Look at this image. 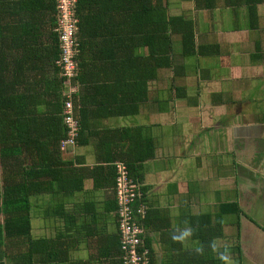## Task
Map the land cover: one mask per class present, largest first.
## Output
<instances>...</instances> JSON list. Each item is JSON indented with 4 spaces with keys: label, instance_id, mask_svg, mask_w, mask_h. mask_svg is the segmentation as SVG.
Here are the masks:
<instances>
[{
    "label": "trees",
    "instance_id": "obj_1",
    "mask_svg": "<svg viewBox=\"0 0 264 264\" xmlns=\"http://www.w3.org/2000/svg\"><path fill=\"white\" fill-rule=\"evenodd\" d=\"M126 14L130 43H93L96 34L89 29L92 24L105 25L109 19L115 22L112 28L123 27ZM76 15L78 72L67 84L58 64L61 50L55 30L56 0H0V264H33L35 259L44 262L39 264H76L70 255L77 245L72 239L74 232L81 229L101 236L100 228L85 220L89 215L98 218L96 205L77 204L81 211L76 215L59 197L65 201L84 192L85 181L92 178L95 188L112 189L113 198L105 210L116 212V163H125L142 182L136 166L153 155V140L145 136L144 127L129 126L94 132L99 138L97 146L107 148L96 164H86L79 156L64 157L61 143L68 131L65 102L71 101L72 115L79 122L75 145L88 144L94 127L92 119L137 114L139 105L149 99V86L158 79V69H176L175 33L181 35L182 54L195 51L191 20L171 15L168 0H76ZM116 31L108 29L106 33L117 36L120 32ZM140 33L145 40L136 43ZM144 48L146 55L138 52ZM175 73L171 86L178 81L177 70ZM70 86H75V91ZM48 143L53 150H49ZM141 189L143 198L136 205H146V191L143 186ZM43 193L55 199L46 215L57 224L52 237L34 238L31 197ZM148 211L142 219L146 229ZM241 213L238 203L226 202L218 211L195 215L194 235L199 244L189 257L193 264H244L238 241L240 223L229 218ZM116 223V231L106 234L110 239L105 238L106 243L99 248L113 256V264H123L117 216ZM230 224L238 228L236 242L227 233L230 245L219 247L218 240L226 237L224 226ZM146 244L151 248L149 238ZM150 255L152 262L154 253Z\"/></svg>",
    "mask_w": 264,
    "mask_h": 264
},
{
    "label": "crops",
    "instance_id": "obj_2",
    "mask_svg": "<svg viewBox=\"0 0 264 264\" xmlns=\"http://www.w3.org/2000/svg\"><path fill=\"white\" fill-rule=\"evenodd\" d=\"M168 3L171 15L191 20L195 43L194 53L185 56L181 35L173 36L175 70L179 75L176 86H171L170 81L176 76L175 70L160 67L158 79L150 83L149 99L139 105L137 114L92 119L90 142L62 148L61 153L64 157L79 156L93 165L107 153V148L97 146L99 138L94 132L144 127L154 150L152 156L137 164L135 172L146 191V210L150 212L146 232L154 253L151 264H193L189 257L199 244L194 235L195 215L218 211L226 202H236L242 210L240 216L232 217L240 223L243 257L246 240L254 251L252 263L264 264V222L250 213L258 203L264 204V0ZM128 16L123 19V27L112 28L115 22L109 19L105 25L92 24L89 29L96 34L93 43H130ZM108 29L120 33L110 36ZM136 39V43H143L145 36L140 33ZM138 52L146 55L147 49ZM48 148L53 150L49 143ZM49 198L50 193L31 197L34 238L54 235L53 225L52 230L47 225L51 217L46 215V209L55 204H46ZM112 198V189L95 188L92 178L85 181V191L66 199L69 201L59 197L65 208L71 212L73 209L76 215L81 211L77 204L96 205L98 218L89 215L85 220L97 225L101 236L81 229L74 232L72 239L77 245L70 255L76 264H113V256L99 248L106 243L105 238L110 239L106 234L117 229L115 210H105ZM38 218L46 221L38 230L39 236L35 232ZM45 228L50 231L45 233ZM224 231L226 237L218 240L219 247L226 246L227 231L233 235L231 241L236 242V225H225ZM39 261L35 259L33 264Z\"/></svg>",
    "mask_w": 264,
    "mask_h": 264
},
{
    "label": "built area",
    "instance_id": "obj_3",
    "mask_svg": "<svg viewBox=\"0 0 264 264\" xmlns=\"http://www.w3.org/2000/svg\"><path fill=\"white\" fill-rule=\"evenodd\" d=\"M57 23L55 30L58 32L61 58L58 64L61 66L62 75L69 78L77 74L78 62L76 55L79 52L78 17L76 15V0H56ZM68 77V78H67ZM75 91V86H70ZM71 101L65 102L64 121L67 126V137L62 140L61 147L75 145V137L78 134L79 122L72 115ZM116 216L119 222L121 259L123 264H151V248L147 246V232L142 225L145 218L146 205L136 202L143 198L142 182L135 178L126 164L116 163Z\"/></svg>",
    "mask_w": 264,
    "mask_h": 264
},
{
    "label": "rangeland",
    "instance_id": "obj_4",
    "mask_svg": "<svg viewBox=\"0 0 264 264\" xmlns=\"http://www.w3.org/2000/svg\"><path fill=\"white\" fill-rule=\"evenodd\" d=\"M132 121V120H131ZM69 146H71V147H74L75 145H69ZM68 147V146H67ZM67 147L66 148H64V149H67ZM49 203H55V200L53 199V198H49L48 200H47V202H46V204H49ZM250 213L254 216V217H258V218H260L261 217V220L264 222V204H261V203H258V205L257 206H254L251 210H250ZM232 216H230L229 218H231ZM231 220H234V218L232 217L231 218ZM44 221L45 220H42V219H40V218H38V219H36V221H35V232H36V234H37V236H39V234H41V233H39V229H40V227L44 224ZM46 222V221H45ZM58 223L60 224L61 223V221L59 220L58 221ZM54 224H57V222L56 221H54L52 218L51 219H49L48 221H47V225H48V228H50L51 229V227H52V225H53V227H54ZM50 229H47V228H45L44 230H45V233H48L49 231H50ZM52 230V229H51ZM54 232H55V229H54ZM227 233H231L230 231H227ZM51 234V233H50ZM239 242H240V239L238 240ZM230 240H225V243H226V246H228V245H230ZM244 244H243V247H244V250H246V252L244 253L245 255H244V257H243V262H244V264H250V263H255L253 260V258H252V256H253V252L254 251H252V248H251V245L248 243V244H246V240L243 242ZM246 244V245H245ZM78 254H80L81 255V251L79 250V252H78ZM252 263V264H253Z\"/></svg>",
    "mask_w": 264,
    "mask_h": 264
}]
</instances>
